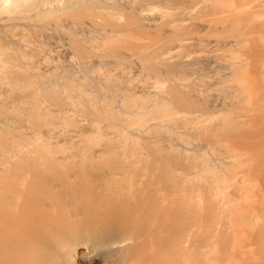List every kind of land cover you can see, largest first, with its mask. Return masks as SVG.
<instances>
[{"label":"bare ground","instance_id":"bare-ground-1","mask_svg":"<svg viewBox=\"0 0 264 264\" xmlns=\"http://www.w3.org/2000/svg\"><path fill=\"white\" fill-rule=\"evenodd\" d=\"M209 143H264V0H0V264H212Z\"/></svg>","mask_w":264,"mask_h":264},{"label":"rangeland","instance_id":"rangeland-1","mask_svg":"<svg viewBox=\"0 0 264 264\" xmlns=\"http://www.w3.org/2000/svg\"><path fill=\"white\" fill-rule=\"evenodd\" d=\"M209 96L219 101L232 97L229 93L217 91H211ZM174 144L186 149L203 143ZM206 146L211 160L215 161L218 155L234 160L237 165L229 175L238 176L240 190L247 194V200L241 201L238 209L243 218L209 236L207 246L214 261L211 263L264 264V143H209ZM234 153H244L245 156L236 157ZM235 191L237 189H231L232 193Z\"/></svg>","mask_w":264,"mask_h":264}]
</instances>
